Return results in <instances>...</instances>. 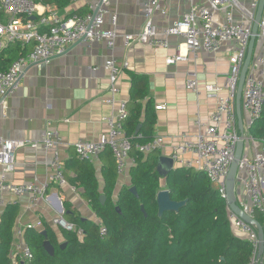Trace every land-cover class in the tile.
I'll list each match as a JSON object with an SVG mask.
<instances>
[{"label":"built area","instance_id":"obj_1","mask_svg":"<svg viewBox=\"0 0 264 264\" xmlns=\"http://www.w3.org/2000/svg\"><path fill=\"white\" fill-rule=\"evenodd\" d=\"M77 2L79 0H72ZM87 6L85 14H73L67 18L51 10L41 13L42 0H0V54L11 44H21L23 49L32 46L25 55L20 56L4 71H0V101L6 104L7 99L20 88L21 79L26 70L32 65L48 64L57 57L65 55L76 44L92 45L97 42L106 43L110 51L116 47L117 34L114 30L105 28V18L110 14L109 0H83ZM162 0H146L144 6V24L136 35L125 36L127 47L135 43L152 46L168 47L170 37H183L185 42L175 57L167 60L168 65H177L187 60L181 48L188 52L197 53L205 50L216 54L223 44L234 42L235 50L229 58V73L223 87L215 86L211 89L210 97L215 98L216 109L209 121L204 122L200 114L195 124L197 135L186 138L183 144L172 146L170 158L176 167L193 169L205 173L213 187L221 197L227 201V180L231 166L235 160L240 130L238 126L237 99L242 70L247 58L249 44L252 38L253 25L259 7L256 0L251 9H247L240 0H206L208 6H199L197 1L186 0L190 10L173 26L159 33L154 22L155 15L161 10ZM228 9L225 21L216 24L214 16L220 10ZM242 17L236 21L235 13ZM112 15V24L117 25V14ZM36 17V20H32ZM253 58L243 86L241 109L248 117L252 128L262 117L264 110V14L260 23ZM125 67L128 64L124 65ZM105 69L109 75V96L105 103L118 109L104 119L107 133L102 135L99 142L80 141L75 145V153L80 161H92L101 153L110 151L115 160L116 172L123 176L135 164L131 157L134 150L131 138L124 128L129 118L128 103L117 99L121 92L119 79L121 67L113 55L107 60ZM187 88L197 96L200 95V84L196 73L190 74ZM225 92V96H221ZM162 107H158L161 110ZM246 137V136H245ZM142 138V135H138ZM253 139V138H252ZM251 137H246V141ZM245 141V144H246ZM61 144L60 134L49 127L41 141H26L0 139V209L7 207L3 198L9 193L17 198L30 196L31 204L38 205L48 201L47 192L53 185L67 186L65 167L58 154L51 161L52 174L46 182L35 179L30 184H16L8 179L13 171L16 155L24 148L44 149L56 148ZM164 138L155 137L146 145H136L135 150L148 156L163 148ZM187 157H190L189 159ZM245 176V200L240 203L245 214L255 218L257 214L264 215V149L254 155L244 153L238 170V179ZM234 226L248 235L253 245L254 254L249 264H258L259 234L256 227L246 223L230 210ZM55 224L61 225L57 219ZM31 228V227H30ZM67 230H75L71 225ZM107 230L102 229V235ZM24 230L14 232L13 259L15 262L30 263L33 260L31 249L24 240Z\"/></svg>","mask_w":264,"mask_h":264},{"label":"crops","instance_id":"obj_2","mask_svg":"<svg viewBox=\"0 0 264 264\" xmlns=\"http://www.w3.org/2000/svg\"><path fill=\"white\" fill-rule=\"evenodd\" d=\"M64 1L66 0H42L40 12L48 13L54 10L64 18L87 12L83 0H69L67 5L62 6ZM109 1L110 14L105 18V28L114 30L117 34L113 52L104 42L92 45L76 44L65 55L48 64L41 63L29 67L21 79L20 88L7 99L6 104H0V139L39 142L49 127L57 130L61 138V144L56 148L46 150L40 146L38 149L27 147L19 150L14 169L8 179L20 185L30 184L35 179L46 182L52 174L50 163L53 156L58 154L64 164L68 182L67 186H51L47 192L48 201L36 206L31 204L30 196L17 198L5 193L3 198L7 207L19 206L20 214L15 231L20 229L26 232L30 227L42 231L49 226L61 238V231L65 228L55 224V221L64 216L65 203L72 204L83 219L98 220L90 204L83 198V188L75 181L78 177L77 171L69 167V162L77 158L74 147L78 142L100 141L108 130L104 119L114 115L118 109L117 106L112 107L105 103L110 85L105 64L111 55L115 57L118 66L123 68L119 79L121 92L117 99L127 102L129 109L132 75L144 77L149 83V95L144 104L148 100L153 102L157 114L154 136L164 138L163 148L157 152L158 158L170 157L172 146L183 144L186 138L197 135L198 127L195 121L198 114L207 122L216 109L217 100L210 97L211 89L225 85L229 73V58L236 44L225 43L216 54L205 50L192 53L182 47V53L187 60L177 65H168V58L177 55L185 39L179 36L170 37L168 47H152L139 43L127 47L125 36L136 35L143 27L146 0ZM240 1L249 10L256 2ZM197 4L208 6L206 0L197 1ZM189 10L190 4L186 0H162L161 10L154 17L159 33L181 20ZM228 11L225 8L217 12L214 16L215 23L222 24ZM115 13L118 16L116 26L112 24L111 15ZM33 18L36 20V17ZM235 19L242 21L237 12ZM11 45H18L21 50L27 52L32 49V46L23 49L21 44L17 43ZM125 64L128 66L125 67ZM191 73H196L199 79V96L187 88ZM225 95V92H221V96ZM158 107H162L161 110H158ZM242 118L245 136L251 137V140L246 141L244 153L254 155L263 151L264 142L252 137L249 119L243 112ZM91 162L96 169L100 191L103 192V174L115 162L109 153H101ZM132 166L131 164L126 174L119 176L115 198L123 189L133 187L130 175ZM244 181V175L237 180L235 192L238 205L245 200ZM164 189H167L165 179L161 180V190ZM6 208L0 209V223ZM234 233L244 240H249L248 235L235 226ZM261 262L264 264V256L258 264Z\"/></svg>","mask_w":264,"mask_h":264},{"label":"trees","instance_id":"obj_3","mask_svg":"<svg viewBox=\"0 0 264 264\" xmlns=\"http://www.w3.org/2000/svg\"><path fill=\"white\" fill-rule=\"evenodd\" d=\"M69 0L62 3L67 5ZM27 53L18 45L9 46L0 54V71ZM149 95L146 78L132 75L131 107L125 130L133 142L131 157L135 164L130 170L135 197L130 188L117 198L119 175L114 165L104 172V191H100L96 169L91 161L78 158L69 162L77 171L75 181L83 188V198L90 204L98 220L83 219L70 203H65V218L75 230L63 229L61 238L47 226L38 231L27 229L24 240L31 249L33 260L25 264H249L254 249L249 240L234 233L227 201L213 187L205 173L176 168L166 180L167 190L174 202H186L178 213L159 216L157 195L161 180L157 173V152L144 156L136 145L151 143L155 136L157 114L153 102L144 101ZM129 107V105H128ZM142 138H138V135ZM251 135L264 142V110L261 119L252 126ZM109 153L114 160L112 153ZM115 162V160H114ZM101 196L107 201L102 204ZM145 208L148 217L142 211ZM120 210V211H119ZM18 205H9L0 223V264H22L13 259V243ZM255 219L263 226L264 215ZM107 233L102 235V229ZM48 240L55 247L51 256L44 248ZM66 243L65 249L62 244Z\"/></svg>","mask_w":264,"mask_h":264},{"label":"water","instance_id":"obj_4","mask_svg":"<svg viewBox=\"0 0 264 264\" xmlns=\"http://www.w3.org/2000/svg\"><path fill=\"white\" fill-rule=\"evenodd\" d=\"M264 14V0L259 1V7L255 18V23L253 25V33L252 38L249 44L248 54L247 58L242 70V75L239 83L238 88V99H237V115H238V126L240 129V140L238 142V148L235 156V160L231 166L228 180H227V204L231 211H233L237 216H239L242 220H244L246 223L254 226L258 230L259 234V253H258V263L261 261V259L264 256V228L263 226L253 217L247 215L244 213V211L241 209V207L237 203L236 198V184L238 180V170H239V162L244 154V148H245V130H244V124H243V118H242V109H241V99H242V92H243V86L246 81V77L249 71V67L253 58L254 49L257 43V36L259 32L260 23L262 20ZM32 20L35 21V18H32ZM2 102L0 101V104ZM178 167L175 166L174 161L170 157H159L158 163H157V173L162 179H167V177ZM130 192L135 196L139 197L138 191L136 187L130 188ZM100 201L102 204H105L107 201V198L105 196H101ZM157 204H158V210H159V216L163 217L165 213L168 212H176L178 213L180 209L186 205V202H174L171 199L170 192L167 189L160 190V192L157 195ZM120 211V210H119ZM142 211L144 212L145 216L148 217V214L144 207H142ZM61 226L65 228L66 226H69L68 222L64 218V216L61 218ZM42 235L46 238V242L44 243V248L46 251L51 255H55V247L51 244V242L48 240V233L47 231H43ZM67 246L66 243L62 244L61 248L65 249ZM24 264V263H22ZM263 264V262H261Z\"/></svg>","mask_w":264,"mask_h":264},{"label":"rangeland","instance_id":"obj_5","mask_svg":"<svg viewBox=\"0 0 264 264\" xmlns=\"http://www.w3.org/2000/svg\"><path fill=\"white\" fill-rule=\"evenodd\" d=\"M256 44H257V46H258V42H257Z\"/></svg>","mask_w":264,"mask_h":264}]
</instances>
